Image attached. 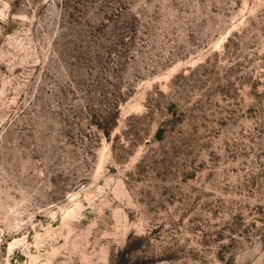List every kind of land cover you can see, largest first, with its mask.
<instances>
[{"label": "rangeland", "instance_id": "rangeland-1", "mask_svg": "<svg viewBox=\"0 0 264 264\" xmlns=\"http://www.w3.org/2000/svg\"><path fill=\"white\" fill-rule=\"evenodd\" d=\"M0 264H264V0H0Z\"/></svg>", "mask_w": 264, "mask_h": 264}]
</instances>
